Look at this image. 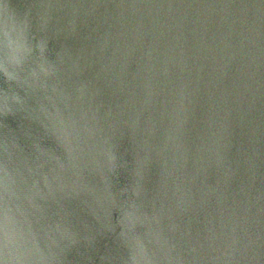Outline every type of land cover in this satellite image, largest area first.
<instances>
[{
    "label": "water",
    "instance_id": "95a60500",
    "mask_svg": "<svg viewBox=\"0 0 264 264\" xmlns=\"http://www.w3.org/2000/svg\"><path fill=\"white\" fill-rule=\"evenodd\" d=\"M0 264H264V0H0Z\"/></svg>",
    "mask_w": 264,
    "mask_h": 264
}]
</instances>
